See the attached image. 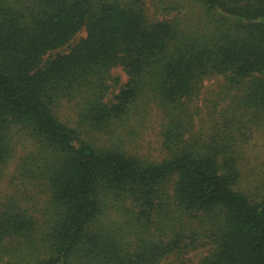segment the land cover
I'll return each instance as SVG.
<instances>
[{"label": "trees", "instance_id": "16d2710c", "mask_svg": "<svg viewBox=\"0 0 264 264\" xmlns=\"http://www.w3.org/2000/svg\"><path fill=\"white\" fill-rule=\"evenodd\" d=\"M261 153L264 0H0L5 264H264Z\"/></svg>", "mask_w": 264, "mask_h": 264}, {"label": "rangeland", "instance_id": "374dc122", "mask_svg": "<svg viewBox=\"0 0 264 264\" xmlns=\"http://www.w3.org/2000/svg\"><path fill=\"white\" fill-rule=\"evenodd\" d=\"M85 35H86V32L84 29H82L76 35V37L72 40V42L69 45L62 47L55 52H59V53L68 52L70 50V46H73L79 40V38H81L82 36H85ZM112 74L117 79V81L114 82V87H112L110 89L109 97H111L113 93L118 92L119 86L128 80L127 74L125 73V71L121 67H115L112 70ZM213 83H214L213 80L205 81V87H207L206 91H208L209 87L214 86ZM204 95H208V94H206L204 92V94L201 96V98ZM198 104L200 106L202 105V103H198ZM60 113H61V117L68 122H72L73 120H75V116L73 115L72 109L70 108L69 104L62 107L60 110ZM132 126L136 130V132L134 134V137H135V139H134L135 145L134 146L138 147V144H139L141 151L140 150H138V151L140 153L151 154L154 156L153 158H155L158 155L157 150H156L158 120H157L156 116H152V117L149 116L146 119V121L141 125L138 124L136 121H134ZM27 147L28 146L25 142L20 143L19 149L21 151V154L24 153L26 150H28ZM134 149H136V148H134ZM252 155H253V158H255L256 154H252ZM263 155H264L263 153L259 154L258 160L257 159L256 160L261 161L262 159H264ZM14 168H15V161H13L10 164V167L6 171L4 178L0 181V192H2V190L5 189L7 182L9 180ZM207 251H208L207 248H201L197 251L191 252L189 254V257L191 259V264L196 263L199 258L203 257L207 253ZM6 260H8V257L0 260V264H5Z\"/></svg>", "mask_w": 264, "mask_h": 264}]
</instances>
